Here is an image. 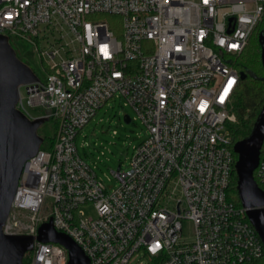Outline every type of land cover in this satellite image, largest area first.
I'll list each match as a JSON object with an SVG mask.
<instances>
[{
    "label": "built area",
    "instance_id": "2783aa9c",
    "mask_svg": "<svg viewBox=\"0 0 264 264\" xmlns=\"http://www.w3.org/2000/svg\"><path fill=\"white\" fill-rule=\"evenodd\" d=\"M263 13L264 0H0V34L29 44L41 74L30 68L36 80L18 87L15 107L55 124L50 149L39 147L18 179L2 232L35 236L50 218L89 264L263 259L245 208L227 197L238 58ZM116 100L146 137L108 189L75 140ZM254 172L264 191V157ZM24 258L66 264L67 251L34 240Z\"/></svg>",
    "mask_w": 264,
    "mask_h": 264
},
{
    "label": "water",
    "instance_id": "95a60500",
    "mask_svg": "<svg viewBox=\"0 0 264 264\" xmlns=\"http://www.w3.org/2000/svg\"><path fill=\"white\" fill-rule=\"evenodd\" d=\"M257 40L264 68V39L258 35ZM247 75L256 77L250 70L239 72L240 79ZM34 80L36 76L30 67L18 58L7 37L0 34V264H23L24 254L32 249L34 240L58 243L64 247L67 251L66 264H89L81 248L70 236L57 231L50 218L39 225L35 236L6 235L2 232L18 179L43 141L37 129L45 119L29 120L15 107L18 87ZM124 120L128 123V116ZM263 140L264 102L249 134L233 143V151L237 155L234 165L237 194L264 248V191L253 176Z\"/></svg>",
    "mask_w": 264,
    "mask_h": 264
},
{
    "label": "rangeland",
    "instance_id": "374dc122",
    "mask_svg": "<svg viewBox=\"0 0 264 264\" xmlns=\"http://www.w3.org/2000/svg\"><path fill=\"white\" fill-rule=\"evenodd\" d=\"M112 25H117L115 20H110ZM264 39V24L257 34ZM16 55L22 62L27 64L34 72L41 76L37 59L33 49L25 41L10 40ZM125 114L133 116L134 113L129 106H124L121 102H110L104 105L95 116L83 126L76 137V147L79 155L95 171L98 178L111 189L117 185L114 173L120 169H125L133 147L146 137V129L139 120L126 123ZM55 130L53 120L44 121L37 129L41 137H46L40 147L50 149L49 137ZM116 130V134H112ZM87 142V146H82ZM102 152V153H101ZM85 216H95L92 205L84 206L80 209ZM189 223H183V231L188 232ZM142 257H135L128 264H139Z\"/></svg>",
    "mask_w": 264,
    "mask_h": 264
},
{
    "label": "trees",
    "instance_id": "16d2710c",
    "mask_svg": "<svg viewBox=\"0 0 264 264\" xmlns=\"http://www.w3.org/2000/svg\"><path fill=\"white\" fill-rule=\"evenodd\" d=\"M113 16V15H106ZM264 24L263 16L256 26L253 34L238 58L239 71H252L256 77L247 75L239 81L238 91L233 104V112L235 120L231 122L230 129L232 133V143L247 136L250 132L253 122L260 113L264 102V68L260 62V46L257 40V34ZM46 137H43V142ZM49 144L51 147L52 136L49 137ZM42 148V147H41ZM235 156L236 153H234ZM260 157H264V140L260 149ZM255 175V172H253ZM236 174L233 170L229 186L227 188V197L236 205H241L236 188ZM23 264H27V260L23 259ZM254 264H263V259H258Z\"/></svg>",
    "mask_w": 264,
    "mask_h": 264
},
{
    "label": "snow or ice",
    "instance_id": "6c2138e0",
    "mask_svg": "<svg viewBox=\"0 0 264 264\" xmlns=\"http://www.w3.org/2000/svg\"><path fill=\"white\" fill-rule=\"evenodd\" d=\"M226 91H227V89H226Z\"/></svg>",
    "mask_w": 264,
    "mask_h": 264
}]
</instances>
